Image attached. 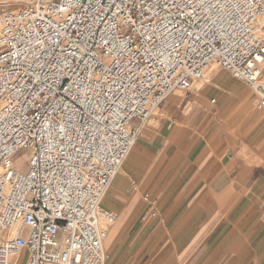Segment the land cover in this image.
Wrapping results in <instances>:
<instances>
[{"label":"built area","instance_id":"2783aa9c","mask_svg":"<svg viewBox=\"0 0 264 264\" xmlns=\"http://www.w3.org/2000/svg\"><path fill=\"white\" fill-rule=\"evenodd\" d=\"M212 65L264 110V0L3 5L0 264H103V193L154 109Z\"/></svg>","mask_w":264,"mask_h":264},{"label":"crops","instance_id":"0c3cea01","mask_svg":"<svg viewBox=\"0 0 264 264\" xmlns=\"http://www.w3.org/2000/svg\"><path fill=\"white\" fill-rule=\"evenodd\" d=\"M203 82L218 89L165 98L111 180L103 264H264V110L226 71Z\"/></svg>","mask_w":264,"mask_h":264},{"label":"rangeland","instance_id":"374dc122","mask_svg":"<svg viewBox=\"0 0 264 264\" xmlns=\"http://www.w3.org/2000/svg\"><path fill=\"white\" fill-rule=\"evenodd\" d=\"M16 0H0V8L3 6V5H9V4H11V5H14V2H15ZM209 68H214L215 69V71H226V70H224V69H222V68H220V67H218V66H216V65H212V66H210ZM227 72V71H226ZM216 73V72H215ZM215 73H212L211 74V77L212 76H214L215 75ZM219 73H221V72H219ZM229 75H230V73L229 72H227ZM229 78H230V76H229ZM213 81H215L216 83H217V77H213ZM201 83H204L203 81H201ZM218 84V83H217ZM217 84L215 85V86H213V85H207V86H205L203 89H201V90H198V89H196V86L198 85L197 83H194V85H193V89L190 91V92H188V93H184V92H181V91H178V90H175L176 92H177V94L179 95V99H184V100H189L190 98H192L194 95H196L198 92H201V91H205V90H215V89H218L216 86H217ZM245 87H246V89H247V91H249V92H251L252 93V91L245 85V84H243ZM211 95L213 96L214 94H212L211 93ZM157 112V108H155L154 109V111L152 112V114L153 113H156ZM152 114H151V116H152ZM150 116V117H151ZM149 117V118H150ZM148 118V119H149ZM24 154V151L23 150H20L19 152H18V156H22ZM113 211V210H112ZM116 215H117V220H116V222L110 227V229H109V233H110V231L112 230V229H116V227L118 226V228L117 229H119V225H120V215H118V213L117 212H115V211H113ZM160 214H162V210H160ZM146 216H149V217H152V213L151 212H147V215ZM161 217L159 218L160 220H161V218L163 217L162 215H160ZM141 219V217L139 218V220ZM153 220H155V219H158V217L156 218V217H154L153 216V218H152ZM131 227H129V226H126V227H121L120 229H130ZM131 229H136L135 227H133V228H131ZM108 238H109V234H108V237H107V239H106V242H105V252H106V255H107V258L109 257V253H107L108 252V250H107V248H106V246H107V241H108ZM107 250V251H106ZM106 258V259H107Z\"/></svg>","mask_w":264,"mask_h":264},{"label":"bare ground","instance_id":"6f19581e","mask_svg":"<svg viewBox=\"0 0 264 264\" xmlns=\"http://www.w3.org/2000/svg\"><path fill=\"white\" fill-rule=\"evenodd\" d=\"M210 68H208L207 70H206V73H205V80H206V76H207V72H208V70H209ZM204 80V81H205ZM128 154V153H127ZM127 156V155H126ZM126 158V157H125ZM123 163V162H122ZM122 165V164H121ZM121 167V166H120ZM110 185V184H109ZM109 185H108V187H109ZM108 187H107V189H108ZM107 189L105 190V192L107 191ZM105 192L103 193V195H102V197L104 196V194H105ZM102 197H101V199H102ZM101 199H100V204H101ZM102 205V204H101ZM21 255H19V259H18V262L19 261H21Z\"/></svg>","mask_w":264,"mask_h":264}]
</instances>
